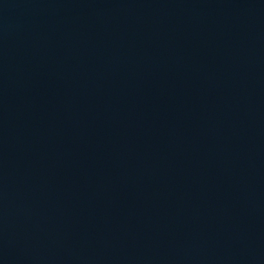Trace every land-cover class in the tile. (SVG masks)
<instances>
[{"label": "water", "instance_id": "95a60500", "mask_svg": "<svg viewBox=\"0 0 264 264\" xmlns=\"http://www.w3.org/2000/svg\"><path fill=\"white\" fill-rule=\"evenodd\" d=\"M0 264H264V0H0Z\"/></svg>", "mask_w": 264, "mask_h": 264}]
</instances>
